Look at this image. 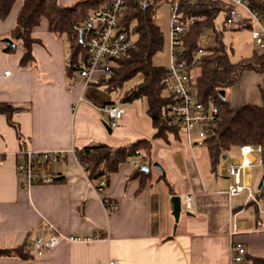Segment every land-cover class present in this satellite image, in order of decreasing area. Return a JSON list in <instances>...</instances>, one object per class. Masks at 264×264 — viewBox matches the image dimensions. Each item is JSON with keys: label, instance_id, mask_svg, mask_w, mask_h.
Segmentation results:
<instances>
[{"label": "crops", "instance_id": "0c3cea01", "mask_svg": "<svg viewBox=\"0 0 264 264\" xmlns=\"http://www.w3.org/2000/svg\"><path fill=\"white\" fill-rule=\"evenodd\" d=\"M23 1L17 0L9 18L0 24V103L17 109L11 119L16 128L7 115H0V248L24 245L29 254L24 259L0 257V264H257L253 261L256 257L264 259V230L257 224H264V200L258 198L264 176L263 153L254 151L243 159L242 146L232 148L225 152L215 173L207 148L190 149L183 133L179 141L155 139L151 118L142 106L124 105L126 113L117 128L111 127L110 116L100 111L103 106L117 105L111 93L97 84L82 82L69 90V42L50 32L47 19L34 29V37L42 44L33 47V66L19 64L22 43H17L14 53L4 51L9 46L4 39H10ZM59 1L65 6L78 0ZM100 77L94 75L95 80ZM137 79L142 75L127 84ZM262 91L264 74L244 73L232 88L233 108L262 105ZM138 139L152 142L150 165L139 151L110 176L102 194L70 154L63 164L53 167L56 181L49 185L36 184L28 189L18 172L24 149L78 152L98 143L122 147ZM136 158L151 169V180L142 190L140 178H132ZM242 162L245 190L229 196L227 191L235 181L228 165ZM154 163L165 175L153 167ZM189 193L199 197L198 208L192 212L185 207ZM173 196L182 198V208L187 212L184 215L181 210L177 224ZM103 200L117 203L119 210L107 211ZM47 223L64 234L98 240L62 243L36 256L33 244ZM236 242L246 249L240 262L233 261Z\"/></svg>", "mask_w": 264, "mask_h": 264}, {"label": "trees", "instance_id": "16d2710c", "mask_svg": "<svg viewBox=\"0 0 264 264\" xmlns=\"http://www.w3.org/2000/svg\"><path fill=\"white\" fill-rule=\"evenodd\" d=\"M103 1L78 0L64 6L59 0H24L17 13L15 27L8 35L11 41L16 44L10 51L16 52L17 43H22L23 52L20 55L19 64L24 68L33 66L36 62L33 47L37 43L42 44L39 39L34 37V29L44 19H47L50 32L60 38L65 37L69 42L67 70L69 78H71L72 73L76 69L86 66L89 60L85 42L80 41V33L74 26L83 24L92 11L102 8ZM16 2L17 0H0V24L9 18ZM182 10L186 17L196 18L191 30L185 35L183 58L191 56V51L195 48L199 36L210 28L216 29V38L220 46V50L201 59V64L193 79L198 99L205 105L212 101L221 110L219 125L208 137L205 145L209 153L210 168L216 173L217 166L222 161L225 152L232 148L253 145L261 146L263 149L261 165L264 170V91L261 92L262 105L249 104L236 110L227 96L223 98L220 95L221 90L226 91L233 88L246 72L254 71L264 74V52H255L248 59L233 63L230 59V52L224 44V34L228 27L217 26L216 23L222 9L218 5L204 2L188 7L183 6ZM123 11L122 25L131 35L136 36L137 48L114 60L111 74L94 84L101 86L108 93H113L123 89L125 84L134 80L138 75H142L139 84L127 90L123 102L132 103L137 99L146 100V112L155 129L154 138L164 142H170L171 138L179 141L182 137L181 125L173 119L169 111L170 106L177 102V98L166 92L165 79L168 75V68L159 67L154 63L155 56L162 51L165 42L163 32L156 23L157 10L154 5L142 10L135 3L127 2ZM16 111L17 109L12 105L0 103V115H7L10 124L14 127L15 124L11 119L12 114ZM152 148L151 140L138 139L136 142L122 145V147L98 143L93 147L78 150L76 153L90 181L96 184L104 179L107 184L110 176L118 173L122 164L130 162L136 156L137 151L146 155L145 163L150 165ZM135 170L132 178H140L142 190L151 180V172L144 171L142 167ZM258 198L264 200V191ZM252 204L255 202L253 201ZM256 214L258 217L261 215L257 205ZM28 254L24 245L16 248H0V257L15 256L24 259ZM253 261L257 264H264L262 258L256 257Z\"/></svg>", "mask_w": 264, "mask_h": 264}, {"label": "built area", "instance_id": "2783aa9c", "mask_svg": "<svg viewBox=\"0 0 264 264\" xmlns=\"http://www.w3.org/2000/svg\"><path fill=\"white\" fill-rule=\"evenodd\" d=\"M160 0H104L102 8L92 11L87 20L80 25H75V29L82 34V41L85 42L89 60L86 66L76 69L72 73L68 83L69 90L72 91L77 83L82 82L87 86L91 83H98L102 78L111 74V66L114 60L127 55V53L137 48L133 35L122 25L124 8L127 2H133L142 10L154 5ZM171 1V30H170V63L168 75L165 79L168 94L177 98V102L170 106V114L173 119L181 125L183 137L188 147L192 150L196 147L206 145L208 137L212 135L214 129L218 127L220 121V108L212 101L203 104L195 93L194 77L201 59L209 54H214L220 50L216 38V29L210 28L208 32H203L195 48L191 51L189 58L182 57V50L185 45V35L189 33L191 27L196 22L195 17H186L183 6L188 7L196 3H210L218 5L225 15L224 26L234 29H249L251 37L255 42L257 50L264 52V0H170ZM10 72L7 71L6 75ZM95 74H101L100 79H94ZM96 81V82H95ZM100 111L110 116V126L117 128L118 122L126 113L124 105H106ZM181 149L180 147L178 150ZM262 147L245 145L240 147L243 159L254 151L262 152ZM263 153V152H262ZM70 154L76 158L84 171L80 158L77 157L75 149L38 151L24 149L20 156L24 158L18 166V172L23 179L24 187L31 189L36 184L49 185L56 181V176L52 169L54 166L65 162L66 156ZM140 154L139 151L136 152ZM144 161L136 158L133 166L137 169L143 166ZM248 164V163H247ZM245 163L238 165L230 163L228 165L229 174L234 178L227 193L229 196H238L245 190L242 181V171ZM95 189L102 194L106 188V181L101 179L94 183ZM185 207L188 211H195L198 208V195L189 193L186 196ZM256 199V198H255ZM107 211H118L119 205L107 200H103ZM257 201V199H256ZM258 202V201H257ZM264 214V209H262ZM264 230L262 222L257 223ZM98 240V237L76 236L64 234L55 225L47 223L38 233L34 241L33 253L42 256L62 243H90ZM233 261L240 262L246 255L243 243L233 244ZM112 262L111 264H114Z\"/></svg>", "mask_w": 264, "mask_h": 264}, {"label": "rangeland", "instance_id": "374dc122", "mask_svg": "<svg viewBox=\"0 0 264 264\" xmlns=\"http://www.w3.org/2000/svg\"><path fill=\"white\" fill-rule=\"evenodd\" d=\"M154 8H155V10H157L156 23H157V25L160 26L161 31L163 32V35H164V39H165L163 49H162V51H160L158 53V55L155 56L154 63H155V65H157L159 67L164 66L167 68L169 66L170 57H171V53H170V42H171V39H170L171 10H170V8H171V1L170 0H160L156 3H154ZM224 21H225V15L223 13H221L216 20L217 26H219V25L223 26ZM208 30H205V31L208 32ZM224 37H225L224 38V44L226 45L228 52H230V59L233 63H235L239 60H242V59H248L255 52H259L257 50V47L255 45L254 40L251 37V32L249 29L247 30V29H237V28L231 29V28H228L224 34ZM133 39L136 40V36H134ZM231 50H233V51H231ZM112 66H113V63H112ZM109 75L110 74H108L107 77ZM140 81H141V79L140 80L137 79L136 81L132 82V84H125L123 89H120L118 91L111 93V97L113 98V101L119 106L129 105V104L138 105L140 108L142 106V109L145 112L147 104H146V100H144V99H137L132 103L123 102L124 95L127 92V90H129V89L133 88L135 85L139 84ZM226 95L229 99H232V96H233L232 95V88L226 90ZM146 117H147V119H149V117L147 115H146ZM204 148H206V147L204 146ZM204 148H202V150L205 151ZM260 169H262V166L260 167ZM263 207H264V204H263ZM182 212L184 213V215H186V213H187L183 208H182Z\"/></svg>", "mask_w": 264, "mask_h": 264}, {"label": "water", "instance_id": "95a60500", "mask_svg": "<svg viewBox=\"0 0 264 264\" xmlns=\"http://www.w3.org/2000/svg\"><path fill=\"white\" fill-rule=\"evenodd\" d=\"M79 38H80V41H82V34L79 35ZM4 41L6 43H9V46L4 49L5 52H9L10 49L12 47H15V45H16L9 38H5ZM225 94H226L225 90H221L220 95H222L223 98H226ZM105 127H108V125H105ZM153 167L158 169V170H160L165 175L164 170L157 163H154ZM142 169L144 171H146V172H150L151 171V169L147 165H143ZM57 179L59 181L60 178H57ZM260 181L261 182H260V184L258 186V195L261 196V193L264 191V176L261 178ZM172 203H173V210H172L173 217L175 219V223L177 224L180 221V217H181V213H182L181 212V210H182V198L179 197V196H173L172 197Z\"/></svg>", "mask_w": 264, "mask_h": 264}]
</instances>
